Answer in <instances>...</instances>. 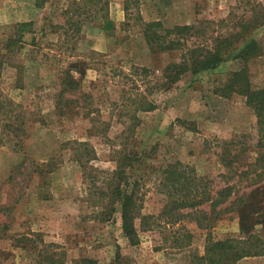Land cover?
Segmentation results:
<instances>
[{
  "label": "rangeland",
  "instance_id": "rangeland-1",
  "mask_svg": "<svg viewBox=\"0 0 264 264\" xmlns=\"http://www.w3.org/2000/svg\"><path fill=\"white\" fill-rule=\"evenodd\" d=\"M152 20L192 24L194 46L226 39V60L160 87L181 51L149 49L142 29ZM25 21L31 30L19 32ZM251 40L257 52L237 56ZM242 68L252 89L264 87V0H0V264H43L48 244L66 264H195L208 236L245 237L237 205L264 201V147L238 84L229 88ZM73 141L92 157L76 160ZM117 162L139 197L134 242L118 205L108 219L94 216ZM174 162L207 193L231 187L211 227L161 213ZM198 208L209 213L210 203ZM252 225L264 237V223ZM228 264H264V255Z\"/></svg>",
  "mask_w": 264,
  "mask_h": 264
},
{
  "label": "trees",
  "instance_id": "trees-1",
  "mask_svg": "<svg viewBox=\"0 0 264 264\" xmlns=\"http://www.w3.org/2000/svg\"><path fill=\"white\" fill-rule=\"evenodd\" d=\"M48 0H34V6L42 7ZM99 1L100 0H87ZM128 1L124 3L125 11L128 10ZM86 6V5H85ZM84 8H87L84 7ZM102 7H100L101 9ZM102 26L104 30L114 28L113 21L109 19L106 13H102ZM32 22H21L17 26L19 32L31 30ZM194 26L192 24L173 25L171 27L164 26L160 20L145 21L143 23V37L146 45L153 52L180 50L181 57L178 62H173L167 66L160 79L159 86L164 89L171 83H174L181 75L190 72L196 74L200 71L214 69L226 60V54L230 48L229 42L224 43L226 39L219 37L211 47L193 45L189 43L190 36L193 35ZM259 49V45L255 40L249 41L237 54L244 60L254 55ZM142 70L146 71L145 68ZM238 84V93L245 97V103L255 114V125L257 126L259 148L264 147V87L252 89L246 74V69L231 72L229 77V88H233L234 84ZM67 85H73L75 82L66 81ZM145 110H151L152 104L148 103ZM10 127L8 121L4 127ZM75 143L76 153L75 159L81 162L92 157L94 152L90 145L83 141H73ZM81 148L82 151L77 152ZM84 151V152H83ZM87 157V158H86ZM122 164L117 162L115 169L111 172L112 183L108 184L105 191H102L101 197L109 194V197L99 211L95 213L98 219H108L109 211H114L118 205L121 218V227L124 235L130 240L135 241L137 229L135 220L143 217L140 212L139 197L136 194L134 184L123 180ZM202 178H199L201 180ZM197 181L191 178L179 162H174L168 166L164 172L163 181L161 183L166 196V203L163 206L162 214H166L172 218V222H177L184 217H191L197 221L201 228H209L213 225L219 214L225 209H216L217 205L223 202L230 193L231 187L226 186L216 192V196L201 190L199 186H195ZM194 184L190 187V184ZM136 184V183H135ZM130 186V187H129ZM264 194V193H263ZM204 202L210 203L209 213H205L198 207ZM243 230L247 232L245 237H226L224 239L214 240L210 236L206 239L205 254L202 256L195 255L192 262L195 264H228L235 262L244 257L264 255V237L258 235V231H252L255 223H264V201L261 205H256L246 200L244 203H238ZM189 209L186 213L179 210ZM255 212L258 214L254 217ZM198 214L202 218L198 217ZM249 216V217H248ZM250 218V225H248ZM254 218V219H253ZM253 219V223L251 220ZM45 246V247H44ZM43 264H66L61 258V254L54 248L49 251L50 244L44 245ZM90 264L89 260H84Z\"/></svg>",
  "mask_w": 264,
  "mask_h": 264
}]
</instances>
